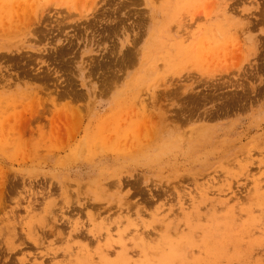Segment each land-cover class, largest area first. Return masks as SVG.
<instances>
[{
  "label": "rangeland",
  "instance_id": "rangeland-1",
  "mask_svg": "<svg viewBox=\"0 0 264 264\" xmlns=\"http://www.w3.org/2000/svg\"><path fill=\"white\" fill-rule=\"evenodd\" d=\"M0 264H264V0H0Z\"/></svg>",
  "mask_w": 264,
  "mask_h": 264
}]
</instances>
